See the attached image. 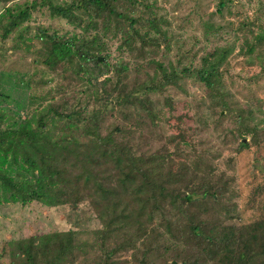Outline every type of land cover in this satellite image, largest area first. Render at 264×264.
<instances>
[{
    "label": "trees",
    "instance_id": "obj_1",
    "mask_svg": "<svg viewBox=\"0 0 264 264\" xmlns=\"http://www.w3.org/2000/svg\"><path fill=\"white\" fill-rule=\"evenodd\" d=\"M219 4L218 12L219 6L224 7V3ZM39 6L83 31L89 26L95 28L100 21L101 28L92 36L57 35L43 29L33 33L40 45L34 62L51 72L59 71L60 79L69 77L84 87L82 92L95 106L88 112L86 103L67 110L48 105L20 121L16 128H0V200L22 205L66 203L73 209L88 201L99 207L102 228L92 231V247L103 250L109 239L115 241V246L104 252L103 264L110 255L128 249L138 264H142L141 259L144 264H264V201L255 207L259 216L248 222L241 220L234 201L238 196L234 179L216 163L205 162L198 155L182 129V117L172 113L171 97H165L157 111L149 99L151 94L181 88L182 80H191L209 102L225 112L236 110L222 81V65L232 48L195 49L175 43V60L165 57L138 65L140 82L119 95L116 90L129 69L123 62L109 61L108 44L112 39L119 40L116 48L122 52L130 38H144L137 28L146 25L155 33L163 32L169 49L171 37L165 17L156 14L144 0L32 1L24 7H7L0 14L1 40L29 21L31 10ZM84 14L91 18L86 25ZM204 26L207 43V37L217 28ZM31 30L26 26V32ZM259 32L256 48H260V55L255 58L261 61L264 30L260 28ZM263 63L259 62L261 66ZM131 100L145 108L152 121L160 119L167 126L170 134L165 152L137 156L128 145L116 140L118 129L101 135V116L115 106L133 103ZM238 111V152L252 146L243 142L245 135L259 147L257 128L242 110ZM259 191L258 186L252 188L250 204ZM79 235L69 230L30 236L11 243L10 250L21 264H76L86 245Z\"/></svg>",
    "mask_w": 264,
    "mask_h": 264
},
{
    "label": "rangeland",
    "instance_id": "obj_2",
    "mask_svg": "<svg viewBox=\"0 0 264 264\" xmlns=\"http://www.w3.org/2000/svg\"><path fill=\"white\" fill-rule=\"evenodd\" d=\"M32 1L41 0H0V14L7 7H24ZM55 3L69 0H54ZM158 15L168 21L171 37L169 49L165 46L162 33H155L146 25L138 26L141 39L136 37L128 41L125 50H117L119 40L112 39L109 46L111 63L123 62L129 69L127 78L119 85L116 94L122 95L140 82L136 72L138 65L148 60H163L165 57L175 60L176 44L195 49L214 46L231 47V54L222 65V81L237 105L236 110L224 111L209 102L202 89L193 85L191 80H182L181 88L170 87L162 94L149 96L153 110L163 107L165 97H171L172 113L182 117V129L193 141L198 155L206 162L216 163V167L226 171L232 177L238 196L235 198L241 220L248 222L259 216L255 207L264 201V61L256 60L260 55V28L264 30V0H144ZM221 11H217L219 3ZM141 10V9H140ZM135 14L138 8L134 10ZM84 24L91 20L83 15ZM204 24L217 28L207 43L204 41ZM95 28L88 30L75 28L65 20L52 16L45 6L31 10L29 21L14 30L6 40H1L0 29V128H16L20 121L34 112L43 111L48 105L67 110L85 103L86 111L95 105L82 92L84 87L69 77L60 79L59 71L51 72L34 62L36 51L40 47L33 38L38 29L48 33L84 34L92 36L101 28L97 21ZM31 26V34L26 32ZM163 31V30H162ZM23 35L21 38L20 35ZM101 34V32L99 33ZM264 48V44H261ZM262 48V50H263ZM204 50L198 53L195 61ZM264 52V50H263ZM264 64V63H263ZM39 85H38V84ZM138 97V95H137ZM140 97V96H139ZM122 106H115L101 116L98 129L101 135L118 129L114 137L118 142L128 145L137 156L156 155L166 150L169 136L167 126L160 120L149 118L145 108L135 100ZM242 110L249 122L257 128L259 147L253 144L251 137L245 135L252 146L238 152L241 142L237 134L235 116ZM172 120V119H171ZM170 120V121H171ZM58 136V135H57ZM168 148V147H167ZM232 162L229 167L228 163ZM188 173V172H187ZM259 187L254 201L249 203L252 188ZM249 204V205H248ZM254 206V208L251 207ZM259 210V209H258ZM102 228L99 207L88 201L78 203L73 209L69 204L45 206L42 202L27 204L0 200V264H21L17 256L12 255L11 243L27 237L49 232L77 231L83 244L76 264H103L104 252H109L115 241L109 239L104 249L92 244V231ZM118 243V242H117ZM132 250L118 251L107 257V264H138L131 259ZM140 263L144 264L141 259ZM159 264V263H157Z\"/></svg>",
    "mask_w": 264,
    "mask_h": 264
},
{
    "label": "water",
    "instance_id": "obj_3",
    "mask_svg": "<svg viewBox=\"0 0 264 264\" xmlns=\"http://www.w3.org/2000/svg\"><path fill=\"white\" fill-rule=\"evenodd\" d=\"M243 142H246V140H243Z\"/></svg>",
    "mask_w": 264,
    "mask_h": 264
}]
</instances>
